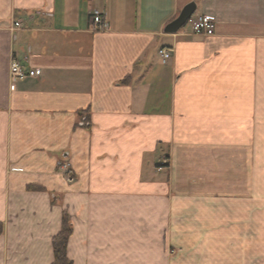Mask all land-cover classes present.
<instances>
[{
  "label": "crops",
  "instance_id": "1",
  "mask_svg": "<svg viewBox=\"0 0 264 264\" xmlns=\"http://www.w3.org/2000/svg\"><path fill=\"white\" fill-rule=\"evenodd\" d=\"M63 213L71 264H264V0H0V264Z\"/></svg>",
  "mask_w": 264,
  "mask_h": 264
},
{
  "label": "built area",
  "instance_id": "2",
  "mask_svg": "<svg viewBox=\"0 0 264 264\" xmlns=\"http://www.w3.org/2000/svg\"><path fill=\"white\" fill-rule=\"evenodd\" d=\"M104 12L100 10H93L90 14L92 25L98 30L106 28V23L104 21ZM19 23H15V26H18ZM184 27H188L190 29L191 34L195 36L201 37H211L215 33V20L212 16L209 15H197L193 14L186 22ZM158 55L160 57L161 63L166 65L172 58V50L170 49H160L158 51ZM10 74L12 79L22 78L24 75V71L19 62L16 60H12L10 63ZM39 74V71L36 72ZM63 173L66 174L67 177H70L71 171L67 166L62 167Z\"/></svg>",
  "mask_w": 264,
  "mask_h": 264
},
{
  "label": "trees",
  "instance_id": "3",
  "mask_svg": "<svg viewBox=\"0 0 264 264\" xmlns=\"http://www.w3.org/2000/svg\"><path fill=\"white\" fill-rule=\"evenodd\" d=\"M127 83V80L123 82ZM36 190V188H33ZM72 233V224L66 213H63L61 220V229L52 239L53 262L52 264H71L67 257V244ZM2 227L0 226V235Z\"/></svg>",
  "mask_w": 264,
  "mask_h": 264
},
{
  "label": "water",
  "instance_id": "4",
  "mask_svg": "<svg viewBox=\"0 0 264 264\" xmlns=\"http://www.w3.org/2000/svg\"><path fill=\"white\" fill-rule=\"evenodd\" d=\"M195 11L196 5L193 2L184 6L177 18L164 28V32L167 34L177 33L181 28L185 26L187 20L195 13Z\"/></svg>",
  "mask_w": 264,
  "mask_h": 264
},
{
  "label": "rangeland",
  "instance_id": "5",
  "mask_svg": "<svg viewBox=\"0 0 264 264\" xmlns=\"http://www.w3.org/2000/svg\"><path fill=\"white\" fill-rule=\"evenodd\" d=\"M18 23V22H17ZM20 26V23L18 24V26H15L14 27H19ZM64 175V174H63ZM65 176V175H64ZM66 178V177H65ZM67 179V178H66ZM254 235H258L259 238H264V230L263 231H254ZM255 247V246H254ZM259 255H264V247L263 248H260V247H255L253 248V252H252V257L253 258H256L257 256Z\"/></svg>",
  "mask_w": 264,
  "mask_h": 264
}]
</instances>
